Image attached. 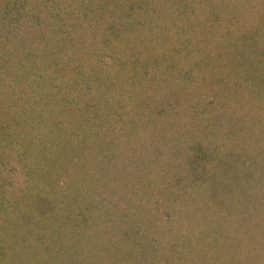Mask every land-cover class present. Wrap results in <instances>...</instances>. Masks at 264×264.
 Segmentation results:
<instances>
[{"label": "rangeland", "instance_id": "obj_1", "mask_svg": "<svg viewBox=\"0 0 264 264\" xmlns=\"http://www.w3.org/2000/svg\"><path fill=\"white\" fill-rule=\"evenodd\" d=\"M120 4L125 12L123 29L121 26H115L113 20L107 19V15L103 21L115 26L116 37L109 35V46L100 49L97 55L98 61H103L104 64L111 62L112 66L106 67V72L112 74L119 71L121 76L127 74V77L132 75L134 78L131 79L136 83L131 86L134 91L123 83L114 90L113 83H108V87L104 86L102 81L101 84L90 81V91H78V88L71 87L67 78L69 74L57 80L55 85L54 80L47 79V73L52 72L56 66L51 55L52 58H46L47 63L43 59L37 63L41 72L34 73L36 66L33 64L34 74L28 76L23 95L13 98L18 100L22 97L26 115H34V119L39 123L37 127L40 132L35 138L43 144L36 150H40L44 161H40L42 165L34 164L32 169L42 177L49 174L52 189L56 190L54 195L62 190L68 197L62 201L69 206L70 212L65 214L64 224L52 225L54 234L51 233L50 236L57 239V245L54 244L51 249H65L69 252L68 259L71 262L97 264L96 258L100 257L102 250L98 252L97 257L94 256V253L90 252L93 250L90 243L100 239L101 241L96 243L102 245L110 233L114 235L111 230L117 231V227L121 225L128 229L134 238L129 246L131 252L123 253L121 261L118 260L117 264H144L148 260L151 262V259V264H241L246 258L245 254H241L244 244L240 247L237 245L239 252H234L235 248L230 249L228 243L217 233L214 245H211L210 241H204L198 245L200 248L196 246L192 250L189 239H193L191 227L198 223L205 211L200 199L204 190L211 182L215 191H221L224 187L223 184L220 187V181L225 177L223 173H227L230 184L238 183L229 196V202L225 203L228 205L224 207L220 204L217 208L223 220L226 219L225 226H229L228 230H231V225L235 226L238 222L236 219L241 217V220L246 214L253 219L257 218L259 232L264 231V0H121ZM112 15L110 14L111 18ZM95 33L99 40L105 38ZM34 46L37 48L36 44ZM29 49L31 48L26 45L22 53L25 54ZM53 49L58 51L57 55L63 54V49ZM31 50L34 51L35 58L39 57L36 51L39 50L40 54L45 51L41 50V47ZM96 51L91 46L89 50H83L81 44L77 49L73 48L69 56L75 58V63L67 64L68 68L75 70L79 67L86 73L89 62L81 58H92ZM107 52L112 53L114 60ZM80 60L84 61V69L80 67ZM49 63L52 64L51 68H48ZM9 72L7 73L12 77L16 72L15 66ZM90 72L88 70V73ZM35 74L38 77L43 75L38 85ZM160 74L163 76L158 77ZM103 75L104 73H100V76ZM4 76L2 83H9L11 77L5 74ZM62 82L65 85H61ZM88 83L87 81L86 85ZM59 88H63L59 95L49 94L58 92ZM16 92L21 93L18 89ZM89 95L91 100L88 106L86 98H89ZM184 95L187 96L184 98ZM34 100L37 104L33 103ZM82 100L83 112L98 121L88 119L87 124H91L89 135L84 136V132L83 136L79 135L77 138V130L72 137L74 143L87 138L72 147L76 149V155L83 154L86 160L80 159L78 165H72L83 171L85 164L90 162L87 169H90L88 176L91 177L83 175V183L92 187L86 189L89 193L76 195L78 191L68 190L64 183L74 180L72 182L78 184L81 182L77 175L79 173L66 172L68 169L56 161L54 147L56 140H60L61 145L69 139L60 137L61 129L65 132L67 130L68 133L77 128L78 124L76 126L71 116L76 105H82ZM17 102L19 101L14 103ZM109 107L114 109L107 115L108 112L104 111L109 110ZM167 107L173 111L180 110L175 117L177 129L176 124L173 130L168 126L172 124L167 120L172 111H163ZM14 109L11 105L7 109L10 114L9 121L13 116L18 117L14 114ZM159 109L163 111L162 117L165 118V121L162 119L163 126L156 118H161L160 111L156 119L154 115H148V112L152 114ZM76 117L78 120L81 115ZM205 117L210 118L206 124ZM107 120L112 123L108 133L106 126L99 128L100 124ZM25 121L30 122V119L26 118ZM53 121L55 123L51 125ZM191 122L194 123L193 126ZM21 126L24 125L21 123ZM14 127L20 129L15 123ZM121 127L124 130L116 133ZM205 127L214 134L203 133ZM52 129H60V132L54 133L53 136L50 134ZM110 136L111 139L116 136L119 145L107 147L114 139L108 142ZM202 138L208 143L203 144ZM1 148L6 154L3 161L6 164L0 165V169L8 174L10 167L14 168L21 162L15 163L12 160L17 159H9L15 150L9 147ZM115 150L118 157L113 153ZM108 153L111 154V159ZM220 156H227L230 165H223ZM76 157L78 160V156ZM98 159L99 162L95 163ZM66 166L69 168V164ZM189 166H193L194 175L188 171ZM59 170L67 177H57L56 172ZM248 173L254 177L248 176ZM33 175L36 177L34 173ZM83 183L77 185L79 190ZM167 183H170L169 187L166 186ZM246 188H251L247 194ZM212 192H208L209 199L213 196ZM125 197L129 198V202L124 201ZM213 199V202L217 203L216 198ZM47 203L42 201L39 206L44 207ZM12 204L11 199L8 203L0 199L4 212V208L11 207ZM121 205L122 210L124 207L129 208L119 213ZM207 206L211 207L210 204ZM226 206H229V210H226ZM94 213L95 216L92 215ZM119 214H125L122 221H118ZM167 215H172L171 220L167 219ZM216 215L203 216L206 220L201 225H213ZM83 217L90 219L87 224L85 220L81 222ZM33 229L27 233L31 239L25 240L28 245L23 250L18 251L17 255H10L11 258H2L0 254V261L24 264L26 255L33 258L31 263L28 262L30 264L36 259L40 261L42 254L36 257L31 245L38 239L37 244L39 243L38 246L42 249L41 242L51 238L39 232V228ZM249 230L250 232L243 230L246 235L244 233L242 236L246 241L249 238L251 245L262 250L264 234L258 236L252 226ZM91 234L94 236H90ZM231 234L235 238L239 235L238 230L234 233L232 231ZM111 240L118 248L120 240L116 236ZM146 247L155 251L154 254L138 256L139 250L146 251ZM133 248L137 252H134ZM220 248L223 254L218 252ZM0 250L12 254L7 245H0ZM48 250L49 248L42 250L46 254V263L50 260ZM56 252L51 251V258L56 256ZM61 252L59 253L62 254ZM186 255H189L188 258H181Z\"/></svg>", "mask_w": 264, "mask_h": 264}, {"label": "trees", "instance_id": "obj_2", "mask_svg": "<svg viewBox=\"0 0 264 264\" xmlns=\"http://www.w3.org/2000/svg\"><path fill=\"white\" fill-rule=\"evenodd\" d=\"M120 2L121 0H115V1L113 0V2L112 0H0V121H1L0 147H9V148H12L13 151L15 150L14 154L9 159L11 158L17 159V160H12L15 163L21 162L20 165L16 164L14 168L10 167L8 174L4 170H2V168L0 169V199H2L3 202L6 201L7 203L9 199H11V202L13 203L11 207L8 206L4 208L5 212L1 209V206H0V229H1L0 230V237H1L0 245L2 244L7 245L10 247L12 251V254H11L8 251L0 250V254L2 258L9 257L10 255L14 256V254L17 255L18 251L23 250L24 247L28 245L27 243L28 241H25V240L31 239V236L29 237L27 233H29V231L31 230H34L33 229L34 227L36 229L39 228V232H42L43 234L45 233L48 238H51L50 236L51 233L54 234L52 225L60 224L61 226L62 224H64L63 219L66 217L65 214L70 212L69 206L66 205V202L63 203L62 201L63 198L64 200L68 198L67 195L63 194L62 190L57 191L58 194L54 195V193H56V190L52 189V182L49 181L48 179L49 174L48 175L44 174V176L42 177L39 174H37L36 171L32 169L34 164L36 165V163L42 165L40 162L42 160L41 153L39 152L40 150H36V148L41 146L43 143L39 142L40 140H37L35 138L37 135H39V132H40V129L37 127L39 126V123H37L36 119H34L35 118L34 115H31V116L26 115L25 107L22 104L23 103L22 97L18 100L13 99V98L19 95L20 96L23 95V91L25 89L24 87L26 85V80L28 76H32L35 72L37 73L41 72L38 70L39 66L37 65V63H39V60L43 59V61L47 63L46 58H48L49 56L50 58H52L51 55L54 57L53 62L56 63V66L54 67L52 72L47 73V77H48L47 79L54 80L55 85H56L57 80H59L60 78H65L69 74V77L67 78H68V81L71 83V87L74 86L78 88L77 89L78 91H82V89L90 91L89 89L90 81L92 83L95 82L96 84L103 83L104 86H108L107 85L108 83H113L114 90L118 87V85H120V83H123L124 86H127V87L129 86L130 90H132L131 86H134V84H136L135 80L131 79L134 77L132 75L131 77L130 75L127 77V74L121 76L119 71L112 73V74L106 72L107 71L106 67L112 66L110 64L111 62L110 63L107 62L106 64H104L103 61H100V60L98 61L99 56L97 55V52L100 49L107 48L109 46L110 41L107 39L109 35L113 36L114 38L116 37L115 36L116 31L114 32L115 26L116 25H118V27L121 26V28L123 29L122 24H124L123 20L125 17V12H123V8ZM110 14H113L112 18L110 17ZM107 15H108L107 19H110V21L113 20V24L115 26H110L107 21H103ZM95 32H97L99 35L101 34V37H105V38L99 40L98 39L99 37H97L98 35ZM28 43L30 44L33 43V44L30 46ZM35 44L37 48L34 46ZM80 44H81V47H83V50H89L90 46L97 50L96 54L93 53L92 58L90 57L81 58V59H86L89 62L88 65L86 66V70H87L86 73H84V70L83 71L80 70L79 67L73 70V68L69 69L67 66V64L75 63V58L73 57L71 58L69 56V52L70 51L73 52V48L77 49L80 46ZM26 45H28V47L31 49H38L41 47V50L43 51L45 50V51L41 54L39 50L36 51L39 53V57L35 58L34 51L31 49H29L27 52H25V54H23L24 49H26ZM53 48L63 49V54L57 55L58 51ZM50 50L51 52H49ZM107 54L112 59L114 58V56H112V53L107 52ZM21 64L22 66L20 67ZM23 64H27V65H23ZM33 64H35L36 66L35 68L33 67L34 66ZM79 64L82 65L80 67L84 69V66H83L84 61L80 60ZM48 65H49L48 68H51L50 66L52 64L49 63ZM13 66H15L16 72L11 77L9 74L10 73L9 71H11V68ZM33 68H34V73H33ZM88 70H90L91 72L88 73ZM116 70H119V69H116ZM100 73H104L103 77L100 76ZM4 74L8 77L9 76L11 77L10 82L7 84L2 83V81L5 79ZM162 76L163 75L160 74L158 77H162ZM122 77H124V79H122ZM34 78L36 81V85H38L39 84L38 82H40L39 81L40 78H43V75L40 74L38 77L35 74ZM87 81L89 83L86 85ZM137 83H140V82L137 81ZM61 85H65V84L62 82ZM17 89L20 90L21 93H17L16 92ZM62 89L59 88L58 92L54 94L52 93H49V94L57 96V94L59 95ZM114 93L117 94V92H114ZM186 96L184 95V98ZM110 98L113 100L112 97ZM129 98L133 99V97H130V96ZM86 99H88V101L86 102V105L89 106V103L91 100L90 95H89V98H86ZM16 101H19V102L14 103ZM185 102H187V100ZM33 103L37 104L36 100H34ZM74 104L76 105V103ZM10 105L11 107L15 108L13 112L18 117L13 116L12 120L9 121L8 118L10 114L7 111V109H9ZM83 105H84V100H82V105H76V107L73 109V115L71 116L72 119L75 121L76 126L78 124L77 128L69 131L68 132L69 134L67 133V130L65 132L64 130L61 129L62 135H60V137L65 136V137H69V139L67 138V140L64 141V143L61 145H59L60 140L59 142L58 140H56V147H54L55 148L54 154L56 155V161L59 164H61L63 168L66 167L68 169L66 172H69L71 174L79 173L77 175H79L78 178L81 180L82 183L84 181L83 175H85L86 177L89 175L90 169H87V164L90 162L85 164V168L83 171L74 167L72 163H74L75 165H78L80 159L82 161L86 160V156H84L83 154L76 155L77 153L74 152L76 151V149H73V148L77 145L76 143L79 144L81 142H84L87 140V138L84 140L82 139L78 142L75 141L74 143V139L72 137L77 130H79V132L76 135L77 138L79 137V135L83 136L84 132L86 133V135L84 136H87V134L89 135L88 132L91 131L90 130L91 124L90 123L87 124V121L88 119L95 120V117H90L88 114L83 112L82 110ZM32 108L34 109L33 106ZM113 109H114L113 107L112 108L109 107V110H106L104 112H108L107 115H109L111 113L110 111H112ZM159 111L161 114L160 115L161 118L157 116L159 114L158 113ZM163 111H169V112L172 111V115L169 118H167V120L171 121L172 124H169L168 126L169 128L171 126L173 130V127L176 124L175 126L177 129L178 123L176 122L177 119L175 117H177L176 113H178V111L180 110L176 109V111H173L172 108L167 107ZM163 111L159 109V110L153 111L152 114L148 112V115L150 116L154 115V118L157 116L156 117L157 120L161 123V126H163L164 123L162 124V119H164L165 121V118L162 117L163 113H161ZM79 114L81 115V117H79V119L77 120L76 116H78ZM25 115L27 116L26 118L28 120L30 119V122L25 121L26 120V118H24ZM85 118H87V120H85ZM181 119H183L182 116H181ZM204 120L206 124L210 121V118L205 117ZM96 121L98 120L96 119L95 122ZM14 123L17 127H20L21 123L24 126H21L20 129H18L14 127ZM54 123L55 121L51 122V125ZM180 123L182 124L183 122H180ZM111 124L112 123L109 120H107L104 124H100L101 126L99 128H101L102 126H106L105 127L106 132L108 133L109 129H111L109 127ZM190 124L192 126L194 125V123L192 122ZM123 130H124L123 127H121L120 130L117 132L115 129V132L119 133L120 131H123ZM52 132H50V134L55 136L54 133L57 134L58 132H60V129H52ZM204 132L214 134V132H210L209 128L207 129V127L203 128V133ZM111 137L112 136H110L109 139L107 140L108 142L112 140L113 138L114 139L110 143L111 145H107V147H113V146L119 145L118 138L115 136L111 139ZM51 138L53 141V137ZM106 138H108V136ZM202 143L207 144L208 142H205L202 138ZM74 144L76 145L73 146ZM52 149H53V146H52ZM2 150L3 148L0 149V165L1 166L3 164H6V162H3L4 159H6V154ZM113 153H116L115 155L116 157L119 156L116 150L113 151ZM76 156H78V160ZM227 156H220V161L222 162L223 165L224 164L230 165V162L227 160L228 158H226ZM108 157L110 158L111 154L109 155L108 153ZM122 158L123 157H121V159ZM25 160L27 161L24 162ZM98 162H99V159L97 160V162L95 161V163H98ZM66 164H69V168L66 166ZM123 166L125 167V165ZM192 167L193 166H189L188 168V171L191 174H193ZM94 169H96V167H94ZM33 173L36 175V177L33 175ZM56 173H57L56 174L57 177L58 176H63V178L67 177L65 176L64 173L61 172V170L57 171ZM223 175L225 176L224 180L220 181V187L224 185V187H222L223 189L221 188V191L220 189L215 191L212 188L211 182H209L210 183L209 187L206 190H204L202 198H200L201 201H203L202 208H205V211L200 217L198 223L194 224V226H192L190 229L191 235L193 237V239L192 238L189 239L191 240L189 241L192 245L191 248L192 250L195 249L196 246L200 248L198 245L202 244L204 241L205 242L210 241L212 243L211 245H214L215 243L214 237L218 233L219 236H221V238L224 240V242L228 243L230 249L235 248L234 252H239L237 249V245H239L240 247L241 244H244L242 247L244 251L240 253L245 254L246 258L244 262H241V264H264V259H263L264 258V237H263V242L261 243L262 245L261 247L262 250H261L260 248H257L254 245H251V243H249V238L246 241L245 238L242 236L245 233L244 231L250 232L249 228H251V226L256 229L255 233L258 236L264 234V231L259 232L257 218L253 219V217L246 216L245 214L244 217H242L241 219L242 221L240 220L241 217L239 219H236L238 220V222H236V225L235 226L231 225V230H228L229 226L227 227L225 226L226 219L223 220L222 216L219 214L217 210L218 205L220 204L224 207L225 205H228L225 203L229 202V196H231L232 192H234L235 190L234 186L238 185V183L234 184L233 182L230 184V181H229L230 178L227 179L228 178L227 173H223ZM248 176L252 178L254 177V176H251L249 173H248ZM89 177L91 176H88V178ZM151 177L153 178L152 175ZM229 177H232V176H229ZM72 181L74 180H71L70 182H65L64 185L70 191H73V190L75 192L78 191L76 195H79L82 193L87 194L89 192H86V189H92V187H88L86 184L83 183V185H81V190H79L77 188V185H79L81 182H79L78 184H75V182H72ZM248 182L251 184L250 180ZM202 184H207V183H202ZM166 186L169 187L170 183H167ZM256 186L258 187V185ZM256 186L253 187V189H255ZM211 191H213L212 192L213 196L211 194L212 198L209 199L210 196H208V192H211ZM248 191H251V188L245 189L246 194ZM8 194L10 196H8ZM213 198H216L217 203L213 202L214 200ZM42 201L48 202V203L44 207H40L39 203ZM124 201L129 202V198L125 197ZM207 204H210L211 207L208 208ZM120 207L121 208L119 209V213H122L124 212V210H127L129 208V207L127 208L124 207L122 210V205ZM228 207L229 206H226V210H229ZM237 208H240V207L237 206ZM245 208L248 209V207H245ZM262 209L264 210V206ZM263 210H262V214L264 215ZM80 212L78 213V215L80 214ZM226 212L227 211H225V213ZM125 214H123L124 216L122 214H119L118 221H122L121 219H124ZM208 214L209 216L210 214L212 216L217 214L216 215L217 218L213 221V225H209V226L201 225V223L204 224V221L206 220V218H203V216L208 215ZM92 215L95 216V213ZM171 217L172 215H167L168 220H171ZM84 220L87 224V221L90 219L88 217H83V220L81 222H83ZM53 223H56V224H53ZM262 225L264 226V223ZM236 230H238V234H239L237 235L238 238L237 237L235 238L234 235L231 234L232 231L234 233V231L236 232ZM111 231L114 235L110 233V236L104 239V243L102 245H99L96 243L98 241H101L100 239H98V241H93V243H90V246L93 248V250L90 252H92V254L94 253L93 254L94 256L97 257L98 252L102 250L100 257L96 258L98 259L97 264L99 263L117 264L118 260L121 261L122 259L121 256L123 253L131 252V249L129 248V246H130V243H132V238H134V236L130 235V231L128 229H124L121 225L117 227V231H113V230ZM56 236L58 237V234ZM90 236H94V235L91 234ZM114 236H116V238L120 240V245L118 248L116 247L115 243L113 244V241L111 240V238H113ZM56 240L57 239H55L54 237V238H51V240L41 242L43 245L42 249L40 246H38L39 243L37 244L38 239L35 240V243L31 245V250L34 251L32 252L35 253L36 257L40 256L41 254L42 255H41L40 261L36 259V261L34 262L36 264H78V262L76 261L75 262L69 261L68 259L69 252H66L65 249L64 250L61 248H55V250L51 249V246H53L54 244L57 245ZM168 246L170 247L169 244ZM48 248H49L48 255H49L50 260L48 261V263H46L44 260L45 259L44 256L46 254H44L42 250L43 249L47 250ZM95 248H100V250L97 251ZM146 248L147 249L144 248V250L146 251L142 250L140 252L139 250L138 256H143V255L146 256V255H150V253H152V255L154 254L155 251H152V249L151 250L148 249V247ZM221 249L222 248L219 249L218 251L219 253ZM224 249H227V248H224ZM51 251H57L56 256L54 258H51V255H50L52 254ZM61 251H63V253ZM133 251L137 252L135 251V249ZM59 252H61L62 254H60ZM106 254H109V256H106ZM220 254H223V251H221ZM11 256L9 258H11ZM188 256L189 255L182 256L181 258L183 259L188 258ZM25 258H26V261L23 262L24 264H30L31 263L30 261L31 260L33 261V258L28 255H26ZM254 259H257V261H254ZM139 261L141 262V260ZM151 263H153L152 259H151V262H149L148 260L144 264H151ZM0 264H13V262L8 261V260H1ZM122 264H127V263H122ZM141 264H143V262H141Z\"/></svg>", "mask_w": 264, "mask_h": 264}]
</instances>
